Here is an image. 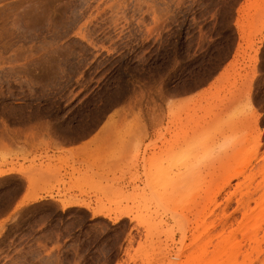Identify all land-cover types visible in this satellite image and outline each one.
I'll list each match as a JSON object with an SVG mask.
<instances>
[{
  "label": "rangeland",
  "instance_id": "374dc122",
  "mask_svg": "<svg viewBox=\"0 0 264 264\" xmlns=\"http://www.w3.org/2000/svg\"><path fill=\"white\" fill-rule=\"evenodd\" d=\"M97 129L108 175L72 154L62 164L98 180L51 185L93 194V212L37 202L49 183L23 146ZM263 152L264 0H0V176L30 186L20 199L22 180L0 178V264H264V232L187 247L227 197L240 219L238 180L213 198L226 169Z\"/></svg>",
  "mask_w": 264,
  "mask_h": 264
},
{
  "label": "bare ground",
  "instance_id": "6f19581e",
  "mask_svg": "<svg viewBox=\"0 0 264 264\" xmlns=\"http://www.w3.org/2000/svg\"><path fill=\"white\" fill-rule=\"evenodd\" d=\"M260 137L261 136H258V145H256L258 146V148L256 147L258 150H255L257 153L259 151V146L262 145V143L260 144L262 137ZM260 161V163L257 162L258 164L253 165L249 158V160L239 169H226V172L224 171L223 174L224 186L219 189L213 198L215 201L218 195L224 191L226 187L231 186L234 180H238L239 182L236 184L235 189L237 191L236 211L238 213L240 212V219L234 217V214L227 213V210L233 201V196L227 197L224 208L214 220L210 223L204 221L201 225L196 226V230L191 237L192 240H189L191 241L190 245L187 247L190 246L189 248H194L199 246L203 235L206 233L210 234V239L203 247L204 252H207L210 247L218 250L224 249L229 245L238 247V245L241 244L240 242L232 243V240L237 233H240L242 237L244 236V238L247 239L246 241L251 242L258 236V233L264 232V152L261 154ZM69 206L71 205H65V207ZM220 207V204L217 202L206 205L203 214H206L207 217L209 216L210 218H213L215 217L216 210L220 209ZM201 227H205L203 232H200ZM186 231V229H183L184 233H182L183 235L181 238L182 247H185V242H187L186 240L189 236Z\"/></svg>",
  "mask_w": 264,
  "mask_h": 264
},
{
  "label": "crops",
  "instance_id": "0c3cea01",
  "mask_svg": "<svg viewBox=\"0 0 264 264\" xmlns=\"http://www.w3.org/2000/svg\"><path fill=\"white\" fill-rule=\"evenodd\" d=\"M109 121H116L117 124H123L124 122H131V119H121V118H107L105 122ZM134 121V120H132ZM105 124V123H104ZM102 124V126H104ZM125 124V123H124ZM47 141V146L37 147L36 150L30 149L28 146H23L24 149H26L27 154H29V158L36 156L38 158L37 162V172L36 177L38 179V182L44 181L46 183H49V185H45L44 191L41 190V184L38 186V193L41 197L37 202H44V201H54L58 204L62 205V201L64 199H67L70 201V207L75 206H82L87 207L90 203L96 206V197H94L93 194L90 195H81L78 190L70 191L67 196L65 197H58V189L54 188L51 189V185H54L58 181L65 180L67 182H70V179H72V173L74 171L77 172L75 175V179L80 182H87L92 184L93 182L97 181L98 178L93 176L91 172H86L87 169L84 166H75L74 170L71 168L65 166L62 164L63 161L67 160L70 165H72L73 161H71L72 154L75 155L76 160L82 161V160H90L91 162H94L97 164L96 170L101 174L107 176L108 173L104 171L103 169H99V163L95 160L94 161V154H96V151L93 150V148L96 146V143L99 141V138L102 139L104 137V134L102 133V129H97L92 133H89L83 137L80 138H62V139H56V136L49 135ZM103 141V139H102ZM93 154V155H92ZM91 155V156H90ZM103 156L98 155L96 157ZM41 158L43 159L41 162ZM41 163L43 165L41 166ZM26 166H29V163H26ZM61 170L59 171V169ZM48 169L50 171H48ZM59 171V172H57ZM85 173L86 176L83 177ZM11 176L19 177L23 182V191L21 193L20 199H23L25 195L30 193V186H29V180L28 177H26L23 174L19 173H9L3 176H0V178H7ZM74 185V184H73ZM72 185V186H73ZM71 186L70 184L68 187H61L62 193L66 191L67 188ZM103 186L108 189V186L103 182ZM88 208V207H87ZM88 211L90 213L93 212L92 208H88Z\"/></svg>",
  "mask_w": 264,
  "mask_h": 264
}]
</instances>
